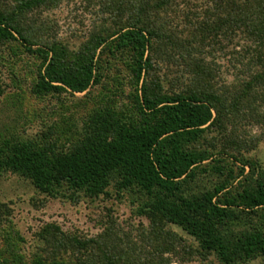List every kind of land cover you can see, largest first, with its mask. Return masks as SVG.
I'll use <instances>...</instances> for the list:
<instances>
[{"label": "trees", "instance_id": "1", "mask_svg": "<svg viewBox=\"0 0 264 264\" xmlns=\"http://www.w3.org/2000/svg\"><path fill=\"white\" fill-rule=\"evenodd\" d=\"M69 1L75 0H0V46L13 41L41 59L33 88L38 95L84 92L99 82L101 55L127 51L133 79L142 86L138 117L119 122L100 116L76 146L61 151L51 143L1 139L0 172L17 173L46 192L66 183L90 196L104 193L117 173L121 188L136 184L150 195V213L180 226L202 254L221 264L264 256V173L252 178L256 163L247 161L251 173L226 192L223 181L196 198L179 195L208 157L186 150L188 143L215 133L223 147L241 156L264 139V0H81L85 11L97 6L100 16L76 51L53 34L55 21L43 16ZM218 52L234 73L230 82L220 80ZM172 55L190 77L181 91L163 94L151 71ZM250 127L258 135L241 137ZM215 170L224 173L221 165ZM242 221L249 229H230ZM67 238L72 249H57L62 237L46 238L53 249L41 252L49 256L36 255L31 264H67L62 252L69 264H161L164 253L174 250L136 256L130 249H93V240Z\"/></svg>", "mask_w": 264, "mask_h": 264}, {"label": "rangeland", "instance_id": "2", "mask_svg": "<svg viewBox=\"0 0 264 264\" xmlns=\"http://www.w3.org/2000/svg\"><path fill=\"white\" fill-rule=\"evenodd\" d=\"M80 6L81 0L64 2L43 14L55 21H52L53 34L71 51L86 42L88 31L100 16L97 6L89 12ZM177 57L162 58L151 71L152 80L161 81L163 94L181 91L182 82L187 84L190 77L182 72L183 66L175 61ZM101 59L97 63L99 82L84 92L62 90L38 95L33 88L42 68L41 59L13 41L0 46V140L51 143L61 151L76 146L86 136L89 124L93 125L100 116L119 122L137 119V98L142 86L133 79L129 53L109 56L105 53ZM215 59L222 64L220 80L232 81L234 73L225 66L224 54L216 53ZM245 132L248 136L259 133L256 127L244 128L239 132L244 139ZM215 136L207 132L185 146L186 150L208 157L197 164L194 178L185 180L179 195L196 198L213 191L223 181L228 183L225 192L235 188L245 174L251 173V168L245 166L247 161L256 163L252 178L256 179L260 171L264 173V139L251 150H241L239 156L232 148L223 147ZM217 165L224 167L223 174L215 170ZM119 181L117 173L111 174L105 192L90 196L66 183L46 192L17 173L0 172V264H10L12 260L31 264L37 256H49L41 249H53V243L47 242L52 237L63 239V245L57 249H72L65 242L69 237L93 240V249H130L127 253L136 256L139 251L157 253L161 249H174L164 253L163 260L158 261L161 264H221L214 256L202 254L198 242L180 226L150 213V195L136 184L121 188ZM256 222L257 218L251 224ZM249 227V223L242 221L234 222L230 229L237 232ZM69 258L68 253L60 255V260L67 264ZM240 264H264V256Z\"/></svg>", "mask_w": 264, "mask_h": 264}]
</instances>
